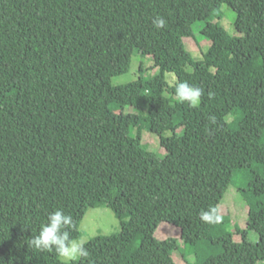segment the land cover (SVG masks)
Wrapping results in <instances>:
<instances>
[{
  "label": "trees",
  "instance_id": "obj_1",
  "mask_svg": "<svg viewBox=\"0 0 264 264\" xmlns=\"http://www.w3.org/2000/svg\"><path fill=\"white\" fill-rule=\"evenodd\" d=\"M223 5L240 36L220 24ZM203 39L195 61L185 41ZM136 53L158 73L114 87ZM184 81L204 90L198 106L177 100ZM145 128L165 155L142 147ZM232 185L249 209L240 242L220 210ZM99 207L121 230L74 264L264 261V0H0V264H62L31 237L58 208L80 237ZM210 208L218 222L201 220ZM162 223L181 239H157Z\"/></svg>",
  "mask_w": 264,
  "mask_h": 264
},
{
  "label": "rangeland",
  "instance_id": "obj_2",
  "mask_svg": "<svg viewBox=\"0 0 264 264\" xmlns=\"http://www.w3.org/2000/svg\"><path fill=\"white\" fill-rule=\"evenodd\" d=\"M221 19L220 24L225 28L227 33L231 36H240V34L235 29V21L236 14L233 12L227 5H223L221 8ZM185 47L188 52L191 53L192 57L195 61H201L203 58V54L207 52L209 47L208 40L203 39L200 42V46H197L193 41L186 40ZM145 70L144 78L146 80H150L158 73V69L154 67V63L151 57H142L139 54H135L131 69L129 73L114 77L111 81V84L116 86L127 85L134 81H137L140 76V68ZM186 70L188 72H192L191 67H187ZM176 77L173 73H166V82L169 86H173L176 83ZM167 97H170L169 94L166 93ZM197 104L196 106H198ZM125 113H135L132 108L128 107L124 111ZM138 113V112H137ZM180 133V130H178ZM131 135L136 136V131L134 129L131 130ZM171 133H166L165 136H170ZM142 147L155 153L157 155H165L166 151L161 147L160 138L152 134L147 130V128L143 129L142 132ZM220 210L224 214H228L231 218V231L234 234V240L236 242L241 241V236L238 235V229H246L248 222V206L245 203L244 198L238 192L235 186H230L226 194L224 195L222 202L220 204ZM121 223L116 218L115 214L106 207H99L96 209H90L86 213L81 225L80 232L81 236L87 240V243L98 236H110L120 232ZM156 238L159 240H166L169 238L181 239V230L173 225L168 223H162L157 232ZM250 239L253 242L258 241V237L256 234H251ZM182 252H176L173 256L176 264H189L194 263V257L188 258V263L184 261ZM61 260V258H60ZM239 264H248L247 257L245 255H240ZM258 264H264L263 262H259Z\"/></svg>",
  "mask_w": 264,
  "mask_h": 264
},
{
  "label": "clouds",
  "instance_id": "obj_3",
  "mask_svg": "<svg viewBox=\"0 0 264 264\" xmlns=\"http://www.w3.org/2000/svg\"><path fill=\"white\" fill-rule=\"evenodd\" d=\"M153 25L163 28L166 20L157 15L153 19ZM204 90L199 86H193L188 82H178L175 85V96L181 103L187 102L191 106L199 104ZM211 98L212 93H208ZM201 220L207 223L218 222L216 209L210 208L201 212ZM74 220L71 214H66L62 209L51 211L47 215L46 222L39 229L38 234L32 236L29 244L39 251L55 252L62 264H74L75 261L89 256L86 248L87 240L84 237H73Z\"/></svg>",
  "mask_w": 264,
  "mask_h": 264
}]
</instances>
